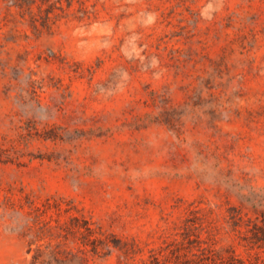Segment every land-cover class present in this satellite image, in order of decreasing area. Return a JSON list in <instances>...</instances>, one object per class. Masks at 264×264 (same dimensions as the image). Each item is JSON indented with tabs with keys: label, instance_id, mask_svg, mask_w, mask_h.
I'll return each mask as SVG.
<instances>
[{
	"label": "rangeland",
	"instance_id": "374dc122",
	"mask_svg": "<svg viewBox=\"0 0 264 264\" xmlns=\"http://www.w3.org/2000/svg\"><path fill=\"white\" fill-rule=\"evenodd\" d=\"M72 216L87 264L187 238L264 264V0H0V264Z\"/></svg>",
	"mask_w": 264,
	"mask_h": 264
},
{
	"label": "trees",
	"instance_id": "16d2710c",
	"mask_svg": "<svg viewBox=\"0 0 264 264\" xmlns=\"http://www.w3.org/2000/svg\"><path fill=\"white\" fill-rule=\"evenodd\" d=\"M32 0H24V2ZM50 11H46L39 21L42 27L48 28V21L51 19ZM56 16V13H53ZM31 24L37 28V18L31 14ZM251 232V236H245L254 244L264 245V219L261 224L252 223V227L246 232ZM81 235L83 245H89V248H78L73 251L66 245L69 236L75 238V234ZM39 243L37 241L45 239ZM80 238V237H79ZM54 240V241H52ZM187 245H180L178 241L167 242L172 245L167 249L160 248L157 251L151 249L146 259H141L139 264H244V261L235 253L231 245L225 248L217 249L205 240L200 238H187ZM193 242H196L193 244ZM35 243L34 247L31 244ZM206 243V244H205ZM103 244L98 231L91 227L88 220L78 216L70 217L69 221L57 222L55 225L43 223L39 225L34 234L30 235L28 241V250H33L30 258V264H87L85 251H91L96 254L99 247ZM205 244V245H203ZM77 251L82 252L79 255Z\"/></svg>",
	"mask_w": 264,
	"mask_h": 264
}]
</instances>
